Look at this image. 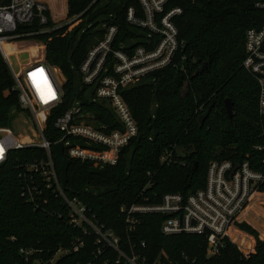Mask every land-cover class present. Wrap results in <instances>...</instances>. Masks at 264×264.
<instances>
[{
    "label": "trees",
    "instance_id": "obj_1",
    "mask_svg": "<svg viewBox=\"0 0 264 264\" xmlns=\"http://www.w3.org/2000/svg\"><path fill=\"white\" fill-rule=\"evenodd\" d=\"M9 2L0 0L2 5ZM260 2L264 0H170L168 8L182 9V14L173 19L179 48L171 65L121 92L137 122L138 135L121 150L116 165L72 160L65 195L85 205L94 222L114 231L122 241L130 237L146 255L155 257L162 253L164 259L176 264H187L186 258L198 264H264V241L247 224L239 228L256 238L255 253L245 257L242 252L249 254L254 243L247 235L232 230L229 235L234 244L226 239L221 253L207 259L205 236L166 237L161 234L159 223L149 221L128 233L120 217L124 205L156 204L168 193L187 196L203 189L214 160L240 162L247 155L256 160L259 157L254 146L261 142V89L243 68V62L246 32L264 28V9L257 7ZM130 7L142 16L138 0H68V12L79 17L75 22L82 23L80 28L71 32L74 25H65L30 37L44 45L45 60L67 80L63 85L64 98L50 112L44 131V137L53 145L59 176L54 147L63 134L55 123L75 102H80L83 113H95L103 125L96 127L99 130L108 133L122 129L109 110L90 101L94 89L81 82L80 68L90 50L103 41L110 26L118 28L116 48L124 44L128 49H152L159 41L155 37L148 43V31L128 24L126 14ZM46 15L47 25L35 21L18 32L53 27L48 12ZM30 52L36 55L38 48ZM204 62L207 66L203 73L193 78ZM187 81L189 90L182 94ZM226 99L234 103L232 120L227 116ZM214 100L215 107L200 124L199 117ZM13 111L20 112L22 107L11 69L0 50V128L10 124ZM70 140L80 148L104 149ZM177 149H183L184 154L177 155ZM164 155H169L168 162H162ZM47 159L45 150L27 147L11 151L8 161L0 167V264H51L59 249H70L79 239L84 240V246L78 252L59 257V264H102L100 259L95 260V235L70 225L64 198L54 188L46 187L40 173L30 171V166ZM261 191L264 192V186ZM262 201L264 195L253 197L242 217L251 214L264 236ZM141 242L147 243L146 249L141 248ZM122 248L129 252L126 245ZM110 257L115 260L117 254L111 252Z\"/></svg>",
    "mask_w": 264,
    "mask_h": 264
},
{
    "label": "built area",
    "instance_id": "obj_2",
    "mask_svg": "<svg viewBox=\"0 0 264 264\" xmlns=\"http://www.w3.org/2000/svg\"><path fill=\"white\" fill-rule=\"evenodd\" d=\"M138 1L142 8V16H138L135 8L130 7L127 10L126 20L129 25L148 31V43L151 44V39L155 37L159 38L157 44L152 49L144 46L128 49L124 44L116 48L118 28L110 26L103 41L90 50L80 68L82 84L94 89L95 101L107 102L113 106L122 129L106 133L85 123L82 120V105L80 102H75L55 123V128L63 134L56 145L62 142L66 156L71 160L97 162L101 166L117 164L121 150L139 132L137 122L121 92L133 86L141 78L171 65L179 48L178 30L173 19L182 14V9L168 8L170 0ZM257 7L264 9V2L257 3ZM49 11L50 6L46 0H10L7 5L0 4V50L9 67L3 45L48 32L40 30L19 33L18 31L21 27L32 26L35 21L45 26L48 23L46 13ZM245 51L243 68L258 82L261 89L259 99V113L263 118L261 142L254 146V151L259 153V157L256 160L247 155L248 158L240 162L212 161L208 168L205 187L187 196L168 193L163 196L160 203H134L122 206L120 217L123 218L128 233H134L143 223L149 221L153 224L159 223L160 232L166 237L205 236L208 259L221 253L226 239L233 243L229 235L230 229L237 226L239 218L243 216L253 197L264 195L261 191L264 186V28H252L246 32ZM22 67L25 69L23 76L16 75L10 67L15 90L18 92L20 106L33 115L41 141L21 143L11 129L0 128V167L8 161L13 150L27 147H39L45 150L47 161L36 163L29 169L34 173H40L46 187L54 188V191L64 198L68 207L70 225L83 228L85 234L91 231L95 235V260L100 259L102 264H112V262L114 264H176L167 257L164 259L162 253L153 257L140 252L137 244L130 237L125 242L122 241L114 231L94 222L89 217L85 205L65 195L61 176L57 172L53 158V145L44 137L50 112L63 100V84L60 77L62 75L59 74L57 78L53 75V66L45 60V56L42 57V61H35ZM71 138L83 141L89 147L104 149L80 148L72 144ZM168 161L169 155H164L162 162ZM124 245L128 247L129 252L122 248ZM83 246L84 240L79 239L72 248L59 249L57 254H60V257L69 255L78 252ZM141 248L146 249L147 243L141 242ZM21 252L30 254L24 250ZM111 252L117 254L115 260L110 257ZM56 257L51 264L57 261ZM186 262L198 264L197 261L191 262L187 258Z\"/></svg>",
    "mask_w": 264,
    "mask_h": 264
},
{
    "label": "rangeland",
    "instance_id": "obj_3",
    "mask_svg": "<svg viewBox=\"0 0 264 264\" xmlns=\"http://www.w3.org/2000/svg\"><path fill=\"white\" fill-rule=\"evenodd\" d=\"M46 1L49 3V6H50V11L48 12V14H49V17H50L54 26L53 27L49 26L46 29H42L43 31L55 30V29H58V28L65 26V25H70V26L74 25L70 29L71 32H74L78 28H80V25L82 23L77 24V22H75L79 17L71 16L69 14L68 9H66L67 5L65 4L64 0H46ZM81 32H82V30H80V33ZM36 47L38 48V53L35 55L36 56L35 59L37 62L42 61V57L45 55V47L42 43H40L34 39H30V38L20 39V40H16V41H11L9 43H5V45L3 46V49L5 51L7 59L9 60L10 67L13 69V71L16 75L23 76L25 69L22 67L21 64H25V62L27 61V58H29L32 55V53L30 52L31 49L36 48ZM52 73L56 78L59 74H61L62 75L61 76V79H62L61 82L63 85L66 84L67 80L58 68L53 67ZM189 87H190V84L188 85L186 91L189 90ZM62 92H63V98H64V91H62ZM88 93L89 92H86L85 95H89ZM90 101L92 103H100L99 101H95L93 97H92V99H90ZM101 104L107 110H109V112L114 117V120H117V122H118L117 113H116L115 109L113 108V106L107 102H103ZM27 111L23 107H22V111H20V112L13 111L12 115L14 117H13L12 121L10 122V124L6 128L11 129L13 131L15 137L21 143H32V142L39 143L41 141L40 133H39V131H38V129L34 123L33 115L29 111L28 112ZM82 117H83L82 120L89 125H92L94 127H102L103 126L102 123H99V121L96 119L95 113L92 111H86L85 110ZM119 129L120 128H118V130ZM183 154H184L183 149H177V155L182 156ZM260 205L262 206V209L264 211V201H262V203H260ZM253 212H255V211H253ZM241 224H247L248 226L253 228L258 233L259 239L264 241V236L262 235V228H259L258 227L259 224H255V220L252 217V215L248 214L245 217L239 218V220L237 222V226H235L234 228L232 227L230 229V231L238 229L240 233H243L244 235H247L248 237H250L254 243V246L252 248V251L249 254L255 253L256 243H257L256 238L253 235L241 230L238 226ZM230 231H229V233H230ZM249 254H247V255L244 254V255L248 256ZM60 256H61L60 254H57L56 258L58 259Z\"/></svg>",
    "mask_w": 264,
    "mask_h": 264
},
{
    "label": "water",
    "instance_id": "obj_4",
    "mask_svg": "<svg viewBox=\"0 0 264 264\" xmlns=\"http://www.w3.org/2000/svg\"><path fill=\"white\" fill-rule=\"evenodd\" d=\"M207 66V62H204L197 70L196 72L193 74V78L195 77H198L200 74L203 73V71L205 70ZM78 76L76 75V78ZM190 84L189 81H187L185 84H184V87L182 89V94L185 93L188 85ZM215 104H216V101H212V103L210 104V106L207 108V110L205 111L204 114H202L200 117H199V123L200 124H204L205 120L209 117L210 113L212 112L213 108L215 107ZM225 109H226V112H227V116L230 120L233 119L234 117V103L230 100V99H226L225 100ZM54 153H55V158L58 162V165H59V170H60V176H61V183H62V187L63 189L65 190L66 187H67V184H68V171H69V168L72 164V160L69 159L67 156H66V153H65V147H64V144L61 142L59 144H57L55 147H54ZM196 166V165H195ZM195 169V167H194ZM54 264H59V261H56Z\"/></svg>",
    "mask_w": 264,
    "mask_h": 264
},
{
    "label": "crops",
    "instance_id": "obj_5",
    "mask_svg": "<svg viewBox=\"0 0 264 264\" xmlns=\"http://www.w3.org/2000/svg\"><path fill=\"white\" fill-rule=\"evenodd\" d=\"M64 1H65V4L67 5L66 6L67 7L66 9H68V1L67 0H64ZM35 57H36L35 54L31 55L29 58H27V61L25 62V64H21V65H27V64L34 63L36 61Z\"/></svg>",
    "mask_w": 264,
    "mask_h": 264
}]
</instances>
